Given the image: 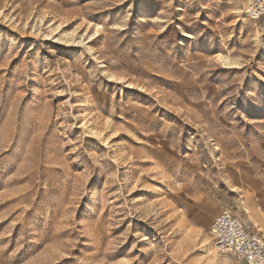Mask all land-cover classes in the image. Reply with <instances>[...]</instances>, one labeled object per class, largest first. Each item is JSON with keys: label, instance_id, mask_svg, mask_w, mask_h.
Here are the masks:
<instances>
[{"label": "rangeland", "instance_id": "obj_1", "mask_svg": "<svg viewBox=\"0 0 264 264\" xmlns=\"http://www.w3.org/2000/svg\"><path fill=\"white\" fill-rule=\"evenodd\" d=\"M247 0H0V264H242L264 236V16Z\"/></svg>", "mask_w": 264, "mask_h": 264}, {"label": "built area", "instance_id": "obj_2", "mask_svg": "<svg viewBox=\"0 0 264 264\" xmlns=\"http://www.w3.org/2000/svg\"><path fill=\"white\" fill-rule=\"evenodd\" d=\"M246 14L252 19L264 16V0H247ZM215 247L231 253L242 264H264V236L249 230L229 209L222 210L209 229Z\"/></svg>", "mask_w": 264, "mask_h": 264}]
</instances>
